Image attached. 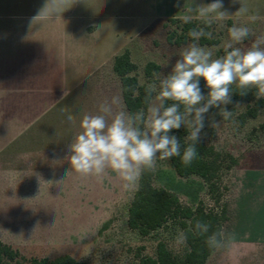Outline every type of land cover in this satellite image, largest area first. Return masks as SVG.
<instances>
[{
    "label": "rangeland",
    "instance_id": "obj_1",
    "mask_svg": "<svg viewBox=\"0 0 264 264\" xmlns=\"http://www.w3.org/2000/svg\"><path fill=\"white\" fill-rule=\"evenodd\" d=\"M212 2L214 0H69L64 11L52 16L63 17L76 31L89 23L88 27H96V33L89 36L80 32L64 37L55 19L33 21L47 0H0V36L5 37L10 27L42 30L31 35L33 73L38 67L67 74L68 58L64 54H72L73 45L80 47L74 51L77 56L93 63L105 58V54H112L81 82L82 93L91 95L86 100L90 101V106L83 107L82 119L84 114H100V105L105 101L111 103L113 98H119V103L112 106L113 112L126 111L119 79L111 69L114 56L128 49L131 61L137 66L135 75L140 85L155 80L154 75L150 79L144 75L148 62L160 67L157 74L167 75L183 49L191 44L167 43V32L176 29L171 19H181L184 15L200 19L195 9ZM222 3V10L230 16L215 20L211 26V38L218 43L203 46L213 51L214 58L225 55L224 46L230 40L228 29L232 26L251 29L252 34L235 45L245 51L257 37L264 36V0H222ZM241 5L247 7V13L237 12ZM189 8L193 9L191 13ZM252 16L256 17L254 21L250 19ZM45 52L49 55L47 59ZM91 65L86 63L83 68L81 63V75ZM155 96L154 93L151 103H157ZM257 98L264 100V96ZM252 106L253 102H239L230 110L227 105L232 113L229 119L218 115L219 110L214 108L205 121L202 141L220 152L225 164L229 163L227 156L235 161L222 175V203L226 205L227 220L221 232L225 247L215 249L205 264H264V106L256 117L250 118L246 112ZM56 113L57 110H53L48 117ZM213 118L218 124L210 126ZM66 166H70L69 163ZM76 175L64 181L66 186L60 194L49 193L47 187L41 186L39 178L33 180L32 186L24 178L10 179L14 184L9 186L5 183L7 179L0 177V242L19 252V258L7 264H28L32 258L62 255L86 264H138V256L154 255L158 242L165 243L176 255L183 253L185 245L176 243L182 231L173 223L147 236L128 228V207L137 187L123 189L122 182L109 170L102 178L80 177L77 189L72 186L73 181H77ZM153 185L174 193L184 205L194 208L202 202L207 209L217 211L204 182L194 175L177 176L169 159L157 158Z\"/></svg>",
    "mask_w": 264,
    "mask_h": 264
},
{
    "label": "clouds",
    "instance_id": "obj_2",
    "mask_svg": "<svg viewBox=\"0 0 264 264\" xmlns=\"http://www.w3.org/2000/svg\"><path fill=\"white\" fill-rule=\"evenodd\" d=\"M68 3L69 0H47L33 21L64 11ZM222 9V0H214L195 11L205 24L211 25L230 16ZM192 11L188 9L189 13ZM237 12L245 14L248 9L241 5ZM181 19L190 23L193 17L184 15ZM250 19L254 21L256 17ZM228 33L230 40L224 46L225 55L214 58L213 51L198 43L201 37L211 38L212 33L204 28L190 29L188 35L194 42L183 49L167 75L154 73L155 80L147 84L146 101L154 93L157 101L149 102L147 113L143 109L134 114L124 110L114 113L112 106L119 103V98H113L111 103L105 101L100 105V114H84L79 124L81 131L67 146L66 159L70 166L59 182L68 180L74 172L84 178H102L111 170L127 190L138 187L145 171L155 169L157 158L179 156L185 166L191 165L198 157L196 146L203 139L210 110L218 109L217 114L224 119L231 117L226 106L232 102V85L241 89V95L255 88L258 97L264 96V36L257 37L245 51L235 45L243 43L252 34L251 29L232 26ZM201 78L208 89L206 95L200 86ZM166 101L173 103L166 106ZM67 119L74 121L71 114ZM216 124L218 121L213 118L210 126ZM182 127L187 129V146L183 152L175 134ZM195 228L203 234L209 225L197 221ZM222 237V232L213 233L206 243L210 248L221 249L225 247ZM176 243L186 245L187 236L180 232Z\"/></svg>",
    "mask_w": 264,
    "mask_h": 264
},
{
    "label": "crops",
    "instance_id": "obj_3",
    "mask_svg": "<svg viewBox=\"0 0 264 264\" xmlns=\"http://www.w3.org/2000/svg\"><path fill=\"white\" fill-rule=\"evenodd\" d=\"M50 18L60 24L57 26L64 37L80 32L89 36L96 33V27H88L89 23L76 31L63 17ZM38 32L42 30L10 27L5 37L0 36V177L7 179L5 183L9 186L14 184L10 179L24 178L32 186L33 180L39 178L41 186L47 187L49 193L60 194L66 185L59 181L69 168L66 148L81 131L83 107L90 106V101L86 100L91 95L82 93L81 82L112 54H105V58L93 63L77 56L74 51L79 45H73L72 54H64L68 58L67 74L58 69L43 71L38 67L33 73L31 35ZM48 56L45 52L46 59ZM81 63L83 68L86 63H92L83 75ZM58 107L62 108L58 110ZM53 110L57 113L49 118ZM68 114L73 116V122L68 121ZM75 175L74 172L72 176ZM76 177L72 186L79 189L80 176Z\"/></svg>",
    "mask_w": 264,
    "mask_h": 264
},
{
    "label": "trees",
    "instance_id": "obj_4",
    "mask_svg": "<svg viewBox=\"0 0 264 264\" xmlns=\"http://www.w3.org/2000/svg\"><path fill=\"white\" fill-rule=\"evenodd\" d=\"M175 24V30L168 31L166 41L170 45L182 46L194 41L188 35L189 30L204 28L205 32H210L213 24L207 25L202 19H192L190 23H184L182 19H171ZM199 45H215L217 40L201 37ZM112 70L119 79L120 93L125 109L129 113H136L141 109L147 113V108L151 98L146 101L145 88L147 85L138 83L135 72L136 64L131 61L128 49L113 58ZM160 67L148 62L144 66V75L147 79L158 73ZM200 86L204 94L208 89L201 78ZM232 102L228 108L233 110L239 102H253V106L248 109L246 116L254 118L259 110L264 106V100L257 98V89L247 90L245 95H241V89L231 86ZM172 101H166V106ZM183 111V107H181ZM181 142V152L187 146L185 137L187 129L182 127L176 131ZM198 157L191 165L185 166L181 157L175 156L169 159L170 165L176 175L187 178L191 175L199 177L207 188V194L216 205L215 209H207L202 202L194 208L181 203L179 198L172 192L153 185V170L145 171L138 187L130 201L128 207L127 226L130 230L136 231L140 236H147L151 232L164 227L168 223L175 224L186 236L187 243L181 255L174 254L163 242H158L153 256H138V264H205L208 257L215 250L206 243L207 238L213 233L221 232L222 224L227 220L226 205L223 204L222 175L229 170L235 161L232 156H227L229 163L225 164L222 154L201 141L197 146ZM219 208V209H218ZM200 221L209 225L206 233H199L196 222ZM19 258V252L13 250L9 245L0 242V264H7ZM28 264H86L77 261L69 255H62L55 258H32Z\"/></svg>",
    "mask_w": 264,
    "mask_h": 264
}]
</instances>
